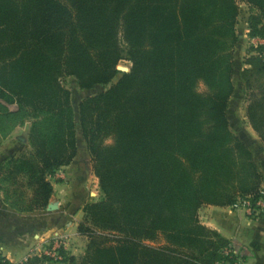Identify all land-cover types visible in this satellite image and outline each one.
Returning a JSON list of instances; mask_svg holds the SVG:
<instances>
[{
    "label": "trees",
    "instance_id": "1",
    "mask_svg": "<svg viewBox=\"0 0 264 264\" xmlns=\"http://www.w3.org/2000/svg\"><path fill=\"white\" fill-rule=\"evenodd\" d=\"M242 1L252 10L249 36L264 38V0ZM239 14L237 0H0V136L30 122L32 147L0 159L4 202L19 212L47 208L50 177L77 156L78 126L101 192L83 207L81 256L62 249L63 260L18 264L234 261L199 211L255 203L264 183L228 118ZM122 60L130 70L82 99L76 119L62 79L75 77L83 90L107 85ZM241 77L247 119L264 142L263 47L252 48ZM160 236L162 246L148 243ZM0 264L13 263L0 256Z\"/></svg>",
    "mask_w": 264,
    "mask_h": 264
},
{
    "label": "crops",
    "instance_id": "2",
    "mask_svg": "<svg viewBox=\"0 0 264 264\" xmlns=\"http://www.w3.org/2000/svg\"><path fill=\"white\" fill-rule=\"evenodd\" d=\"M249 130L245 131L244 142L255 151V160L264 175V151L260 144H254L253 130ZM20 143H24L23 139L11 144L0 154V159L4 154L18 152ZM63 169L69 181L55 175L51 178L54 193L45 210L19 212L4 202L0 192V256L13 264L21 263L33 250L47 246L58 235L68 236L65 248L68 252L73 239L81 241L84 250L86 240L79 235L77 226L84 205L95 201L94 196L99 194L94 189L98 178L92 171L89 153L83 155L79 150L71 164ZM199 219L230 242L241 264H264V208L249 214L232 206L205 205L199 211Z\"/></svg>",
    "mask_w": 264,
    "mask_h": 264
},
{
    "label": "rangeland",
    "instance_id": "3",
    "mask_svg": "<svg viewBox=\"0 0 264 264\" xmlns=\"http://www.w3.org/2000/svg\"><path fill=\"white\" fill-rule=\"evenodd\" d=\"M237 1L239 3V7H240V14H239L238 23L236 26L237 34H238L239 38H238V44H237L235 51H234L235 69H234L233 81H234V85H235V90H234V94L230 100V105H229V109H228V118L230 120L231 130L238 137H240L241 140H243V141H244V139H246L245 131L246 130L248 131L249 129L253 130V137L255 139L254 144H256V143L260 144L261 150L264 151V142H262L260 140L258 134L253 129V127L250 125V123L247 119L246 109H247V105H248V96H247L248 93H246L245 84H244V81L241 77V72H242L243 68L245 67V59L247 58V56L250 55V53H252V47L248 41V36L247 37L244 36L245 34H249V31H250V30L246 31V29H249L248 19H249V16H250V13L252 12V10H251V7L246 2H244L242 0H237ZM130 67H131L130 62H128L127 60H122L118 65V68L121 72L112 80L111 83H109L107 85H96L94 88L89 89V90L80 89L77 85L75 77H73V76L64 77L62 79V84L66 88H68L71 92V101H72V105H73L74 110H75L76 119H78V106H79V103L82 99H84L87 96H92V95L98 94L102 91H105L112 84H114L118 81L122 72H128L130 70ZM199 90L204 91V90H206V88L203 84H201L199 86ZM9 107L11 109H16L15 105H9ZM29 128H30V122H26L24 125L16 127L7 137L0 136V154L4 153L6 151V149L9 148V146L11 144H13L17 141H20L21 139H23V141H24V146H23L21 151L15 153L16 156H19L20 154H24V153H28V152L32 151V147L29 145V142H28ZM77 137H78V150L83 155L88 154V151L86 148V143H85L84 138L82 137V133L80 131L79 126L77 127ZM247 138H248V136H247ZM107 142L110 143L111 140H108ZM253 152L255 154L254 150H253ZM64 167L60 168L55 173V176L60 178L63 181H69L67 171L63 169ZM92 171H93V165H92ZM93 173H94V171H93ZM62 174L64 175V177ZM52 177H50V180ZM19 180L23 181L22 178H20ZM13 188H16V186ZM20 189L25 192L26 198H29L31 196V194H32L31 190L28 189L27 187L23 186V187H20ZM94 189L96 191L99 190L98 191L99 194L94 196L95 201H96V200H99L101 198V192L99 189V180H98V186H95ZM1 194L3 195L4 193L1 192ZM83 220H84V212H82V216L80 217V219L78 221V225ZM75 221H77V220H75ZM77 231H78V226H77ZM78 233H79V231H78ZM82 237L85 238L84 236H82ZM85 240H86V244H87V239L85 238ZM148 243L153 245V246H162L165 243V241H164V238L162 236H160L157 240L152 241V242H148ZM68 246H69V247H67L68 249L71 248L70 249L71 251L69 253H71V254L75 253L76 256H81L84 252V250H82L83 247H82L81 241H78V239L77 240L73 239V243H70V245H68ZM85 247H86V245H85Z\"/></svg>",
    "mask_w": 264,
    "mask_h": 264
},
{
    "label": "built area",
    "instance_id": "4",
    "mask_svg": "<svg viewBox=\"0 0 264 264\" xmlns=\"http://www.w3.org/2000/svg\"><path fill=\"white\" fill-rule=\"evenodd\" d=\"M248 41L252 48L256 51L260 47L264 48V38L260 36H248ZM63 175V174H62ZM64 177V175H63ZM260 195L255 203L252 201V197L239 198L235 204L232 205L236 209H245L249 214L260 211L264 208V189L260 190ZM68 236L58 235L53 238V240L45 247L37 250H33L26 259L32 256H47L54 260H63V254L61 253L62 249L66 248ZM224 253L229 258H234V261L230 263L227 260L218 262L217 264H241L240 261L235 256V251L231 245L227 246L224 250ZM25 259V260H26Z\"/></svg>",
    "mask_w": 264,
    "mask_h": 264
}]
</instances>
